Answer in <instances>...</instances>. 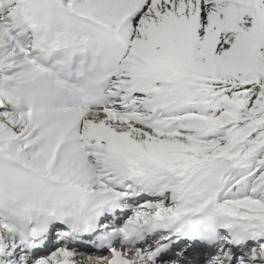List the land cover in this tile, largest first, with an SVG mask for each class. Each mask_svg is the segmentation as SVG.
I'll list each match as a JSON object with an SVG mask.
<instances>
[{
  "label": "snow or ice",
  "instance_id": "1",
  "mask_svg": "<svg viewBox=\"0 0 264 264\" xmlns=\"http://www.w3.org/2000/svg\"><path fill=\"white\" fill-rule=\"evenodd\" d=\"M0 264H264V0H0Z\"/></svg>",
  "mask_w": 264,
  "mask_h": 264
}]
</instances>
